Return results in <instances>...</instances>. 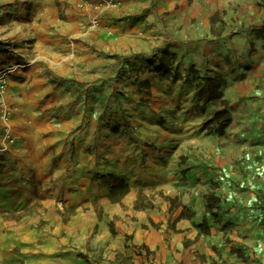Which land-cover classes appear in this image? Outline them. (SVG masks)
Segmentation results:
<instances>
[{
	"label": "rangeland",
	"instance_id": "374dc122",
	"mask_svg": "<svg viewBox=\"0 0 264 264\" xmlns=\"http://www.w3.org/2000/svg\"><path fill=\"white\" fill-rule=\"evenodd\" d=\"M200 2L199 13L203 17L212 8L205 7L203 0ZM145 3L146 0H0V52L23 49L30 60L37 52V44L46 47L47 39L37 37L39 26L45 23L37 20V14L56 15L59 21L51 24V30L64 27L70 31L68 37L54 35L51 43L55 53L68 57V62L55 59L54 69L42 71L59 91L58 100L25 103L28 110L23 111L18 105L23 102L10 101L7 93L4 96L5 105L12 111L11 119L14 115L22 118L34 138H49L60 129L68 161L58 167L60 177L52 163L44 171L30 173V166H20L10 150L19 141L36 144V139L14 137L13 144L3 142L5 150L0 145V264H40L44 256L34 251V245H19L15 238L20 230L17 226L22 223V229L44 228L57 216L71 218L76 210L84 211L85 222L95 223L96 229L104 226L114 233L123 225L157 231L161 226L158 218L163 215L166 230H172L178 220H190L198 236L189 240L184 237V248L204 239L201 248L208 251L202 255L209 264H231L229 258L215 256L224 247L236 253L241 262L249 260L245 246L225 240L240 229L232 221L223 223L221 213L240 205L226 196L228 191L253 192L264 207V161L258 158L260 143L264 141L259 140L260 135L239 132L231 118V106L224 100H220L219 111L203 118L198 130L203 144L197 149H175L171 142L158 144L132 129L131 116L140 111L158 113L157 123L161 126L174 122L176 110L160 108L157 102L160 90L171 85L165 82L162 87L159 83L161 79L172 83L182 77L167 42L179 27L181 14L190 16V3L182 11L180 6L174 7L173 0ZM112 4L117 6L111 8ZM230 8L223 10L225 15ZM142 16L144 22H140ZM220 19L219 10L211 16L213 24ZM95 20L98 24H94ZM198 25L201 30L203 23ZM135 26L139 30H134ZM261 33L264 35V27ZM138 44L144 45L140 51ZM56 68L69 71V76L57 74ZM12 78H8V89L14 86ZM187 78L197 82L199 109L208 101L221 98L222 80L194 68L187 70ZM241 127L240 130L249 129ZM208 137L214 139L213 152L203 142ZM49 141L47 144L56 145ZM137 158L141 166L135 168L131 161ZM133 188L135 197L129 203L127 197ZM223 189L228 191L222 192ZM56 190L69 194L65 213L52 210L53 204L47 205L55 200L52 192ZM82 200L85 207L78 205ZM210 216L217 225L207 221ZM221 228L225 244L217 246L212 230ZM130 238L127 235V241ZM135 248L149 256L145 247Z\"/></svg>",
	"mask_w": 264,
	"mask_h": 264
},
{
	"label": "crops",
	"instance_id": "0c3cea01",
	"mask_svg": "<svg viewBox=\"0 0 264 264\" xmlns=\"http://www.w3.org/2000/svg\"><path fill=\"white\" fill-rule=\"evenodd\" d=\"M200 1L202 0H173L174 7L180 6L179 11L183 8L185 10L190 3L189 18L181 14L179 27L173 31V39L167 42L169 52L176 56L182 77L173 80L172 83L161 79L160 86L165 87L166 82L171 87L160 90L161 95L159 92L157 102L160 108L175 109L174 117L177 119L161 126L157 123L158 113L152 110L146 111L148 113L140 111L131 116L132 129L137 135L139 133L147 139L152 138L151 140L157 141L158 144L166 145L171 142L175 149H197L203 144L198 136L203 118L219 111L220 100H224L231 106L230 114L236 129H239V132L259 134V140L264 141V35L261 33L264 27V0H203L205 7L212 8L211 12L207 9L203 17L199 13ZM147 4L148 0L145 5ZM227 6L231 7V10L225 15L223 10ZM218 10L221 12V19L213 24L211 16ZM36 18L45 22L39 26L37 37L47 41L44 48L36 45L35 58L31 57L32 59L28 60L23 49L13 48L0 52V69L11 65L22 67V70L16 68L17 70L14 71L16 73L12 72L9 76L11 79L14 74H22L21 77L12 78L14 86L8 89L6 97H10V101L16 103L23 102L24 105L18 104L23 111L28 110L25 103L40 101L53 103L60 98L59 91L55 90L54 85L42 71L47 68L54 69L55 59L58 62L63 60L68 62V57L62 58L58 55L60 53H55L51 43L54 35L61 38L68 37L70 31L64 27L56 31L51 30V24H57L59 21L56 15L37 14ZM144 19L145 16H142L140 22H144ZM200 21L203 25L201 30H198ZM134 28L136 31L139 30L136 26ZM143 29L141 28L140 31L143 32ZM163 38L165 36L161 37ZM136 48L140 51L144 45L138 44ZM55 54L58 56L55 57ZM35 60L39 62L32 65ZM189 68L222 80L224 85L219 88L221 98L212 99L203 109H199L201 101L196 97L197 82L187 78ZM56 70L59 75L69 76V71L63 68ZM6 97L4 101H7ZM10 120L11 132L15 138L26 136V140H37L36 144H23L20 141L15 143L10 150L15 156V161H20V166H30V173L44 171V167L52 163L57 172L56 176L60 177L61 170L58 167L64 164L63 161H68L66 158L68 149L65 148L64 143H61L63 138L60 129L53 131L49 138L42 135L34 138L28 126L23 125L22 118L19 119L14 115L12 119L9 118ZM241 126L249 129L240 130ZM41 130L46 131L45 128ZM47 140H50L48 143L55 142L56 145L47 144ZM203 142L208 151L213 152L214 139L208 137ZM262 144L260 143L259 161H264ZM139 160L137 158L136 161H131L135 168L141 166ZM224 191L228 190L223 189L222 192ZM52 194L55 200L47 205L53 204L52 210L58 212L61 210V213H65L70 203L68 192L56 190ZM226 194L240 205L232 208L228 213H221L223 215L221 221L225 224L227 221H232L240 230L234 234L230 233L225 240H230L229 243L233 245L245 246L249 260L247 263L241 262L236 253H230L226 247L215 256L220 259L229 258L231 264L264 263V207L261 205V200H258L253 192L228 191ZM134 197L133 188L127 197L129 203L133 202ZM81 204L85 207L84 200L78 205ZM76 211L71 218L69 216L53 218L44 228L22 229L20 223L17 226L20 230L15 238L19 239V245L35 246L34 251L39 256H44L41 257L40 264H119L124 256L131 257L135 264H209L208 258L205 259L202 255L208 251L207 248L205 250L201 248L204 239L197 243L196 240L191 242L189 249L183 246L184 237L189 240L198 236L190 220H178L172 230H166L167 224L164 223L166 219L163 215L162 219L158 218L161 226L157 231L148 227L135 229L133 226L123 225L121 228H116L114 233L104 226L96 229L95 223L85 222L87 217L84 211ZM207 221L217 225L212 216L207 218ZM212 231L217 246L224 245L221 240V235L225 234L224 229ZM127 235L131 236L128 241ZM138 246L145 247L149 251V256L144 252H137L135 247Z\"/></svg>",
	"mask_w": 264,
	"mask_h": 264
},
{
	"label": "built area",
	"instance_id": "2783aa9c",
	"mask_svg": "<svg viewBox=\"0 0 264 264\" xmlns=\"http://www.w3.org/2000/svg\"><path fill=\"white\" fill-rule=\"evenodd\" d=\"M117 5L112 4L110 7L115 8ZM94 24H98V20L94 21ZM16 66H8L6 68L0 69V145L3 146V142L8 144H13L15 138L11 132V127L9 124V118L11 116V109L5 105L4 96L8 89V78L12 72H14ZM2 150L6 148L1 147Z\"/></svg>",
	"mask_w": 264,
	"mask_h": 264
},
{
	"label": "trees",
	"instance_id": "16d2710c",
	"mask_svg": "<svg viewBox=\"0 0 264 264\" xmlns=\"http://www.w3.org/2000/svg\"><path fill=\"white\" fill-rule=\"evenodd\" d=\"M214 87L211 86L210 90L212 91ZM119 264H135L131 257L124 256L121 258Z\"/></svg>",
	"mask_w": 264,
	"mask_h": 264
}]
</instances>
